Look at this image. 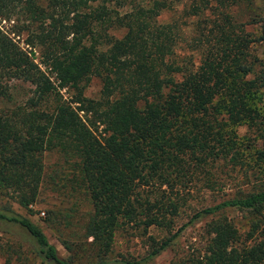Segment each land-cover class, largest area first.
I'll list each match as a JSON object with an SVG mask.
<instances>
[{"label": "trees", "instance_id": "obj_1", "mask_svg": "<svg viewBox=\"0 0 264 264\" xmlns=\"http://www.w3.org/2000/svg\"><path fill=\"white\" fill-rule=\"evenodd\" d=\"M241 3L252 32L230 9ZM259 3L200 0L183 12L194 19L190 27L163 19L174 10L166 0H0V194L28 210L39 195L42 155L56 154L69 169L70 193L90 206L82 229L101 257L122 226L168 232L150 242L151 259L207 219L191 252L170 264H264V186L194 211L171 233L191 188L213 191L215 174L249 150L264 164V143L254 149L235 133L243 125L264 140ZM90 77L100 83L98 98L61 94ZM14 81L28 95L3 111ZM230 210L250 215L245 231L222 217ZM0 225L15 228L42 262L71 264L10 207H0Z\"/></svg>", "mask_w": 264, "mask_h": 264}, {"label": "rangeland", "instance_id": "obj_2", "mask_svg": "<svg viewBox=\"0 0 264 264\" xmlns=\"http://www.w3.org/2000/svg\"><path fill=\"white\" fill-rule=\"evenodd\" d=\"M138 2H146L149 0H136ZM171 6L173 12H168L163 16L166 21L172 17L177 19L179 23H188L191 27L194 19L186 18L183 14L189 5L200 0H166ZM254 9L260 6L259 0H251ZM214 5V2H212ZM234 13L238 16V21L243 23L246 31L252 32L253 26L248 24L251 21L248 15H245L247 9L243 8L242 3L231 6ZM257 12V11H256ZM249 13V12H248ZM251 17L253 13L251 14ZM258 55L261 51L259 46L253 48ZM38 53H35V61H37ZM12 86L11 93L13 99L10 102H3V111L13 109L22 104L24 97L28 95L27 87L19 82H10ZM76 90L63 89L61 94L66 99H73L77 91L88 99L98 98L100 91V83L97 78L90 77L87 83H80ZM257 109L264 116L263 99L258 102ZM235 133L239 140L254 145V149L260 148L264 140L257 138L258 131L255 128L247 129L246 126L235 128ZM255 141V142H254ZM252 148V147H250ZM261 148H264L263 146ZM240 162H236L235 166L231 164L225 165L222 170L215 174L213 191L205 187L191 188L190 194L186 201L179 205V215L173 219V233L180 225L187 222L194 211L200 208L213 205L224 198L235 195L245 194L264 186V164L256 162V154L249 150ZM42 181L39 189V195L34 204L28 206V210L21 208L9 197L0 194V207H10L17 214L29 219L33 224L38 226L46 236L48 242L55 248L59 258L67 260L71 264H87L90 262L105 260L116 264L123 262H139V264H170L179 259L187 251L195 247L200 237L203 236L204 225L207 219L187 227L178 238H176L171 246L162 251L158 256L147 259L150 252L151 241L159 242L168 237V232L160 228H147L143 231L141 228L130 226H122L114 232L111 250L105 256L97 254L90 243V239L86 240L82 229L85 223L90 206L84 196L79 193L71 194L69 191L70 183L65 182L69 179V169L62 163V160L56 154L44 152L42 155ZM219 182L218 184H215ZM65 186L68 191H58L59 186ZM60 190H62L60 188ZM70 195V196H68ZM239 232L247 229L250 221V215L244 212L230 210L223 213ZM71 247L65 250L62 242ZM98 255V256H97ZM7 261V263H6ZM0 264H47L37 259L31 252L28 241L21 236L13 227L0 225Z\"/></svg>", "mask_w": 264, "mask_h": 264}]
</instances>
